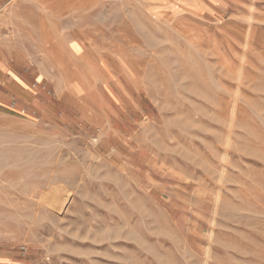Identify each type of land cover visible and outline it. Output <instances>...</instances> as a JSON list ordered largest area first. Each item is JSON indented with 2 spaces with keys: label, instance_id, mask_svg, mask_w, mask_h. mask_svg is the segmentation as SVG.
Here are the masks:
<instances>
[{
  "label": "rangeland",
  "instance_id": "1",
  "mask_svg": "<svg viewBox=\"0 0 264 264\" xmlns=\"http://www.w3.org/2000/svg\"><path fill=\"white\" fill-rule=\"evenodd\" d=\"M0 27L29 93L0 99V264H264V0H5Z\"/></svg>",
  "mask_w": 264,
  "mask_h": 264
},
{
  "label": "crops",
  "instance_id": "2",
  "mask_svg": "<svg viewBox=\"0 0 264 264\" xmlns=\"http://www.w3.org/2000/svg\"><path fill=\"white\" fill-rule=\"evenodd\" d=\"M4 1L5 0H0V3H3ZM57 43L59 44L60 48H67L69 55L72 56H76L81 47L76 38H74L71 42H67L64 35H60L58 37ZM9 47H11L9 40L5 37V34L1 31L0 27V80L2 81V88L0 89L1 100H6L11 95H29L27 91L28 86H26L27 84L25 83V76L19 71H15L11 67H4L9 66L10 63L11 65L18 64V62L16 60L13 61L11 57L7 58L13 62L6 59L7 53H4V50H8Z\"/></svg>",
  "mask_w": 264,
  "mask_h": 264
},
{
  "label": "bare ground",
  "instance_id": "3",
  "mask_svg": "<svg viewBox=\"0 0 264 264\" xmlns=\"http://www.w3.org/2000/svg\"><path fill=\"white\" fill-rule=\"evenodd\" d=\"M58 188H56V189L54 188L52 191H49V192L46 191V193L42 194V196H41V198L39 200H41V202H43V203L48 204L52 209H54L56 206H58V204L61 207V205H63V203L66 201V199H65L66 196L64 198V196L62 194L63 193V189L60 188V186Z\"/></svg>",
  "mask_w": 264,
  "mask_h": 264
}]
</instances>
